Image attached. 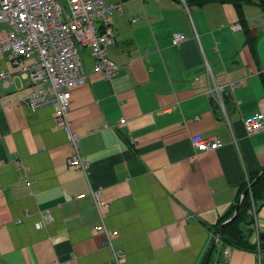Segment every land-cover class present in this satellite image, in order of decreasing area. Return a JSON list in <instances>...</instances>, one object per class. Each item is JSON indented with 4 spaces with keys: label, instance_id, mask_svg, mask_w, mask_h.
<instances>
[{
    "label": "crops",
    "instance_id": "0c3cea01",
    "mask_svg": "<svg viewBox=\"0 0 264 264\" xmlns=\"http://www.w3.org/2000/svg\"><path fill=\"white\" fill-rule=\"evenodd\" d=\"M105 2H124L112 15L109 53L119 68L111 79L94 71L91 48L82 47L88 77L70 103L80 154L91 162L87 174L67 162L73 150L55 124V107L22 103L31 82L0 56V69L14 76L9 85L0 81V264H117L107 233L94 232L99 223L115 232L122 264H201L220 217L242 200L246 175L264 166V128L250 134L244 123L264 115V10L257 0H243L255 53L231 3ZM175 31L186 35L178 46ZM234 81L235 89L226 86ZM216 85H225L222 102L206 93ZM196 134L222 145L198 151ZM99 189L101 210L91 193ZM45 209L52 218L38 227ZM251 227L258 242L264 203ZM219 242L209 264H264V246Z\"/></svg>",
    "mask_w": 264,
    "mask_h": 264
},
{
    "label": "built area",
    "instance_id": "2783aa9c",
    "mask_svg": "<svg viewBox=\"0 0 264 264\" xmlns=\"http://www.w3.org/2000/svg\"><path fill=\"white\" fill-rule=\"evenodd\" d=\"M115 11L123 12L124 2L0 0V56L20 65L21 74L30 80L32 86L21 102L32 109L46 105L55 107V124L65 131L73 150L67 162L70 166L82 168L85 174L88 173L91 162L80 154V135L72 128V90L85 84L88 77L80 54L82 47L91 48L94 71L109 79L116 74L119 65L109 57L110 49L116 44V34L112 26V15ZM185 38L183 32L175 31L172 44L178 46ZM25 58H31L32 61L26 63ZM13 79L10 71L0 69V81L9 85ZM238 85L234 81L226 86L235 89ZM224 88L225 85H216L206 93L208 96L214 95L222 102L221 92ZM125 121V118H121L120 124ZM244 123L248 133L258 132L264 128V115H250L244 119ZM191 141L198 151H210L222 145L221 140L206 138L201 134L191 136ZM246 178L249 181L247 175ZM91 193L95 207L98 210L103 209L106 203L101 198L102 190H91ZM250 212L256 219L258 209L255 202ZM41 217L38 227L51 220V210H41ZM100 231H105L108 235L107 245L113 260L122 264L125 254L114 242L115 232L103 223L94 227L95 233Z\"/></svg>",
    "mask_w": 264,
    "mask_h": 264
},
{
    "label": "trees",
    "instance_id": "16d2710c",
    "mask_svg": "<svg viewBox=\"0 0 264 264\" xmlns=\"http://www.w3.org/2000/svg\"><path fill=\"white\" fill-rule=\"evenodd\" d=\"M198 6H203L212 2L231 3L235 6L242 26L246 29L248 42L252 51L255 53V39L248 30L246 17L243 10V0H191ZM257 4L264 10V0H257ZM264 166L248 175L249 181L244 180L240 193L243 194L250 185V191L243 196L242 200L231 207L218 221L220 228V242L226 246L235 247L241 250H256L264 246V234H259L258 242L252 241L254 217L251 214L253 202L257 209L264 203ZM240 205L237 215L232 220L226 222L234 215L237 206ZM218 244V245H219ZM216 250V247L214 248ZM213 250V252H214ZM212 252L211 257L214 255ZM208 254V253H207ZM207 256L204 257L201 264L206 263ZM219 260V259H218Z\"/></svg>",
    "mask_w": 264,
    "mask_h": 264
},
{
    "label": "water",
    "instance_id": "95a60500",
    "mask_svg": "<svg viewBox=\"0 0 264 264\" xmlns=\"http://www.w3.org/2000/svg\"><path fill=\"white\" fill-rule=\"evenodd\" d=\"M263 171H264V170H263ZM249 191H250V187H248V188L245 190V192L243 193V196L246 195ZM239 208H240V205L237 206L234 215H233L231 218H229L226 222H228V221L232 220L233 218H235V216H236L237 213H238ZM216 238H217V239L215 240V242L212 244V246H211V248H210V251H209V253H208V256H207V259H206V263H205V264H209V263H210V259H211L212 252H213L214 248H215L216 245H217V241L220 239V228H219L218 231H217Z\"/></svg>",
    "mask_w": 264,
    "mask_h": 264
}]
</instances>
